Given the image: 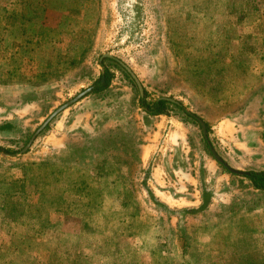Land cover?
<instances>
[{
	"label": "rangeland",
	"instance_id": "374dc122",
	"mask_svg": "<svg viewBox=\"0 0 264 264\" xmlns=\"http://www.w3.org/2000/svg\"><path fill=\"white\" fill-rule=\"evenodd\" d=\"M0 145V264H264V0H0Z\"/></svg>",
	"mask_w": 264,
	"mask_h": 264
},
{
	"label": "trees",
	"instance_id": "16d2710c",
	"mask_svg": "<svg viewBox=\"0 0 264 264\" xmlns=\"http://www.w3.org/2000/svg\"><path fill=\"white\" fill-rule=\"evenodd\" d=\"M111 74L108 73L106 70L103 72V74L96 80L95 87L93 88L94 91L101 90L105 88L110 83V77ZM140 99V106L144 111H146L148 114H159L164 113L166 110V104L172 103L171 101L164 99V98H158L154 101H151L147 103L144 101V97H139ZM6 126H8V123H5ZM14 151V150H13ZM12 150L8 149L7 147H3L0 145V152H13ZM68 158H72V156H69ZM71 164V163H69ZM245 178L248 179L249 184L254 187L257 190L264 191V169L260 170H248L247 172L242 174Z\"/></svg>",
	"mask_w": 264,
	"mask_h": 264
},
{
	"label": "water",
	"instance_id": "95a60500",
	"mask_svg": "<svg viewBox=\"0 0 264 264\" xmlns=\"http://www.w3.org/2000/svg\"><path fill=\"white\" fill-rule=\"evenodd\" d=\"M103 55L105 56H108V57H111V58H114L116 59L120 64H122L125 69L131 74V76L134 78L137 86H138V89L140 91V94H142V86L138 80V78L136 77V75L130 70V68L124 64L120 59H118L117 57L111 55L110 53H104ZM91 88V86L83 89L82 91L76 93L74 96L70 97L68 100H66L65 102H63L62 104L58 105L46 118L45 120L41 123V125L36 129V131L34 132V134L31 136V138L29 139V141L27 142L26 146L29 145L30 141L32 140V138L34 137V135L36 134V132H38L40 129H42L44 127V125L49 121V119L51 117H53V115H55L57 112H59L60 110L64 109L65 107H67L68 105L72 104L73 102H75L77 99H79L84 93H86L87 91H89ZM160 98H164V99H168L170 101H175L174 99L170 98V97H160ZM200 126H201V129H202V133L204 135H206V130H205V123L204 121L201 119V118H197ZM210 150L212 152V155L218 160L220 161L223 165H225L230 171L232 172H235V173H243L242 171L240 170H237V169H234L230 166H228L223 160L222 158L214 151L213 148L210 147Z\"/></svg>",
	"mask_w": 264,
	"mask_h": 264
},
{
	"label": "flooded vegetation",
	"instance_id": "af4514ba",
	"mask_svg": "<svg viewBox=\"0 0 264 264\" xmlns=\"http://www.w3.org/2000/svg\"><path fill=\"white\" fill-rule=\"evenodd\" d=\"M92 86V85H91ZM170 101V100H169ZM175 102V101H174Z\"/></svg>",
	"mask_w": 264,
	"mask_h": 264
}]
</instances>
